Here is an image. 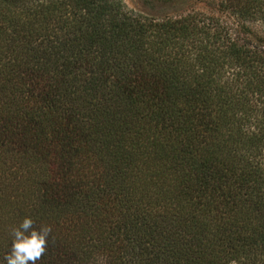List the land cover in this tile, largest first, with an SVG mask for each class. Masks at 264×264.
I'll return each instance as SVG.
<instances>
[{
	"label": "trees",
	"instance_id": "1",
	"mask_svg": "<svg viewBox=\"0 0 264 264\" xmlns=\"http://www.w3.org/2000/svg\"><path fill=\"white\" fill-rule=\"evenodd\" d=\"M219 9L0 0V264H264V0Z\"/></svg>",
	"mask_w": 264,
	"mask_h": 264
},
{
	"label": "rangeland",
	"instance_id": "2",
	"mask_svg": "<svg viewBox=\"0 0 264 264\" xmlns=\"http://www.w3.org/2000/svg\"><path fill=\"white\" fill-rule=\"evenodd\" d=\"M222 0H120L121 4L134 14H139L153 20L176 18L196 12L227 22L229 14L219 11ZM219 9V10H218ZM253 29L257 24L247 23Z\"/></svg>",
	"mask_w": 264,
	"mask_h": 264
}]
</instances>
